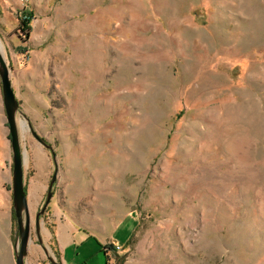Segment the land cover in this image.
<instances>
[{
  "label": "rangeland",
  "instance_id": "374dc122",
  "mask_svg": "<svg viewBox=\"0 0 264 264\" xmlns=\"http://www.w3.org/2000/svg\"><path fill=\"white\" fill-rule=\"evenodd\" d=\"M1 37L56 153L26 124L27 264H53L35 218L55 165L57 262L68 222L83 264H107L98 239L122 248L108 264H264V0H0ZM12 186L0 78V264H16Z\"/></svg>",
  "mask_w": 264,
  "mask_h": 264
},
{
  "label": "water",
  "instance_id": "95a60500",
  "mask_svg": "<svg viewBox=\"0 0 264 264\" xmlns=\"http://www.w3.org/2000/svg\"><path fill=\"white\" fill-rule=\"evenodd\" d=\"M3 44V38L1 37ZM5 49L6 45L4 46ZM0 78L1 87L3 92V100L5 104V110L7 114V124L10 130V140H11V152L13 156V207L15 211V216L17 219L18 232H19V242L16 247V264H27L29 246L31 243L32 235V219L30 213V205L28 199L27 191V178L25 171L26 163V152L24 146V130L26 124H28L34 137L47 149H49L53 162L56 164V153L50 142L42 137L34 129L30 118L27 116L23 110L16 92L14 90V78L12 77L11 62L8 55L4 56L0 48ZM25 118V121L22 120ZM57 167L55 165L53 176L49 184L47 195L41 203L35 218V227L37 230V236L39 243L41 244L43 250L48 256L49 260L53 264H62L61 261L57 262L52 254L51 246L46 236L44 235L42 229L41 221L44 219V214L54 196V188L57 181Z\"/></svg>",
  "mask_w": 264,
  "mask_h": 264
},
{
  "label": "crops",
  "instance_id": "0c3cea01",
  "mask_svg": "<svg viewBox=\"0 0 264 264\" xmlns=\"http://www.w3.org/2000/svg\"><path fill=\"white\" fill-rule=\"evenodd\" d=\"M14 90H15L17 98H18V93H17V90L15 88V79H14ZM18 100H19V98H18ZM19 102H20V100H19ZM78 232H83V230L76 228L73 224L68 223V222L62 224L60 227L58 226L57 230L55 231V245L57 243L56 247L64 248L65 252L68 253V257H67L68 258V264H70V263H72V264H83V262H84L82 260H79L80 254H78V251L81 250V248H82L81 246H82L83 242H81V240H78V238L76 236ZM85 233L88 234L89 237H95L92 232L86 231ZM46 239H47V237H46ZM98 241H100V244H101V252H104V246L105 245L101 242V240L98 239ZM48 242L51 244V242L49 240H48ZM109 244L110 245L115 244V241H113L112 243H109ZM111 252H112V250L109 251V256L106 255L104 252V254L107 258V264H108V260L112 261ZM87 256L88 255H86L85 257H87Z\"/></svg>",
  "mask_w": 264,
  "mask_h": 264
},
{
  "label": "built area",
  "instance_id": "2783aa9c",
  "mask_svg": "<svg viewBox=\"0 0 264 264\" xmlns=\"http://www.w3.org/2000/svg\"><path fill=\"white\" fill-rule=\"evenodd\" d=\"M29 1L30 0H20V3L25 7ZM24 17L28 18L27 15H25ZM104 247H105V251H108V252L111 250L116 251V250L122 249L120 245H117V244L110 245L109 243H107Z\"/></svg>",
  "mask_w": 264,
  "mask_h": 264
},
{
  "label": "bare ground",
  "instance_id": "6f19581e",
  "mask_svg": "<svg viewBox=\"0 0 264 264\" xmlns=\"http://www.w3.org/2000/svg\"><path fill=\"white\" fill-rule=\"evenodd\" d=\"M0 45H1V39H0ZM33 205H34V204H33ZM33 205H32V206H33ZM33 208H34V207H33Z\"/></svg>",
  "mask_w": 264,
  "mask_h": 264
}]
</instances>
